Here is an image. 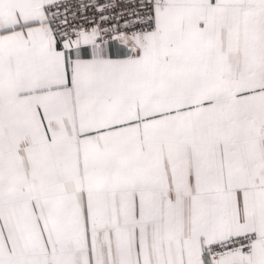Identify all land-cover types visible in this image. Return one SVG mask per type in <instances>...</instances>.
I'll list each match as a JSON object with an SVG mask.
<instances>
[{
  "label": "snow or ice",
  "instance_id": "1",
  "mask_svg": "<svg viewBox=\"0 0 264 264\" xmlns=\"http://www.w3.org/2000/svg\"><path fill=\"white\" fill-rule=\"evenodd\" d=\"M0 264H264V0H0Z\"/></svg>",
  "mask_w": 264,
  "mask_h": 264
}]
</instances>
